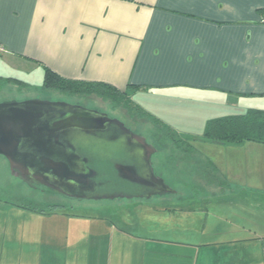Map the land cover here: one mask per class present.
<instances>
[{
    "label": "crops",
    "instance_id": "obj_1",
    "mask_svg": "<svg viewBox=\"0 0 264 264\" xmlns=\"http://www.w3.org/2000/svg\"><path fill=\"white\" fill-rule=\"evenodd\" d=\"M263 17L264 0H0V44L6 48L0 55V77L14 78L38 93L43 91L45 68L65 79L107 84L125 92L166 130L197 138L209 120L264 110ZM128 92H134L136 102ZM177 92L217 96L190 102L202 114L200 120L190 114L198 126L183 134L140 98ZM246 143L264 158L263 143L229 146ZM203 159L210 171L211 164L219 171L215 161ZM250 163L263 164L257 159ZM214 178L217 182L209 184L221 186L219 197L243 198L254 206V215H241L245 222L234 225L235 216L210 220L205 233L194 225L153 234L105 226L118 238L112 244L109 235L88 242L80 229L66 234L51 225L41 237L17 238L21 220L89 218L0 202L12 206L5 216L0 209V241L9 245L5 253L3 243L0 247V264H264V193L252 187L255 192L226 195L222 190L230 184L221 175ZM121 239L136 251L120 255L115 249Z\"/></svg>",
    "mask_w": 264,
    "mask_h": 264
},
{
    "label": "rangeland",
    "instance_id": "obj_2",
    "mask_svg": "<svg viewBox=\"0 0 264 264\" xmlns=\"http://www.w3.org/2000/svg\"><path fill=\"white\" fill-rule=\"evenodd\" d=\"M128 93L136 102L133 96L134 92ZM34 98L35 100L51 103L60 102L69 105H80L85 109L103 113L122 121L135 135L143 138L145 143L153 149L150 158L151 172L156 178L162 179L164 186L161 187L158 193L155 192L156 194L149 198L124 196L112 199L80 198L73 194L57 192L39 184L42 188L33 187V185L25 182L17 172L13 171L8 161L0 155V202H7L23 208H25L23 205L37 209L46 208L50 211L55 210L64 214L89 218L81 221L82 219L58 216L52 219H31L24 222V224L21 220L18 221L20 223L18 226L16 224L15 233H17V238L21 234L41 237L46 228L51 225L56 227L57 232L61 231L66 234L80 229L82 233L84 232L83 235L88 242L97 241V237H101L103 234L105 236L109 235L112 244H114L118 238L112 237L109 234V229L105 226L108 228L114 226L127 233L131 229L137 230V228H140L141 231L153 234L154 230L171 231L183 227V225L188 228H190V225H194L196 229L205 233L209 230L208 221L210 220L222 222L226 215L235 216L236 218L232 222V225H234L237 224V221L245 222V217L241 218L239 216L254 215V206L251 203L243 200V198L240 201L239 197H236L238 200L219 197V195H222V193H219L221 186L209 184L210 182H217L214 176L221 175L230 184L227 186L228 189L223 188L222 190L226 195L255 192L256 190L252 187H257L260 189L258 190L259 193H264L263 153H259L262 151L250 149L249 144L246 143L243 147H234L211 145L200 140H192L190 144L195 148V150H192L186 144L178 141L177 137L167 135L164 130L157 128L147 118L139 116L137 111L131 109L130 106H114L112 100H103L95 94L65 97L53 90H43L38 93L17 84H7L0 88V103L24 102ZM140 98L160 111V114L168 118L173 127L180 134H183L184 129L190 131V129L192 130L198 126V120L195 122L190 121V114H197L199 120V115L202 114L197 107L191 106L190 102L201 99H216L217 96L214 94L205 96L177 92L174 95L151 100H147L146 95H142ZM213 108L210 111L216 110ZM203 111H205L204 105ZM204 157L210 161H215L219 171L215 174L210 171L203 159ZM252 159L260 160L263 164L254 166L250 163ZM249 166H253V168ZM11 207L0 203V209L4 212L2 215L5 216L6 211L11 210ZM182 210L188 212L183 213ZM96 219H103L104 222L96 221ZM1 222L2 227L3 220ZM104 229L106 230L103 231ZM2 234H0V237ZM121 240L123 241L116 243L115 249V251L120 252V255L136 251V247H133L132 243H128L125 239ZM2 243L0 241V247ZM3 245L5 250H2V252L5 253L9 245L6 246L4 243ZM17 251L21 253V250L17 249ZM9 264L27 263L12 261Z\"/></svg>",
    "mask_w": 264,
    "mask_h": 264
},
{
    "label": "water",
    "instance_id": "obj_3",
    "mask_svg": "<svg viewBox=\"0 0 264 264\" xmlns=\"http://www.w3.org/2000/svg\"><path fill=\"white\" fill-rule=\"evenodd\" d=\"M86 137L115 142L125 155L137 158L139 163L135 166L114 165L122 179L138 185L149 186L154 182L164 186L162 179L151 172L153 149L119 119L60 102L0 103V155L27 183L63 194L84 190L85 184L96 175L83 153ZM141 167L146 168L153 181L145 180L138 173Z\"/></svg>",
    "mask_w": 264,
    "mask_h": 264
},
{
    "label": "trees",
    "instance_id": "obj_4",
    "mask_svg": "<svg viewBox=\"0 0 264 264\" xmlns=\"http://www.w3.org/2000/svg\"><path fill=\"white\" fill-rule=\"evenodd\" d=\"M10 83H18L20 87L26 88V84L18 81L14 78H1L0 77V88ZM42 90H53L58 92L60 95L65 97L72 96H88L95 94L103 100H112L114 106H130L131 109L137 111L139 116L147 118L154 125L164 130L167 135H171L178 138V141L186 144L192 150H195L190 141L198 139L201 142L229 146V145H240L244 142H256L264 144V110L250 109L243 115L228 116L223 118H217L209 120L206 123L204 132L201 136L189 137V136H177L166 130L164 126L160 124L156 119L148 116L142 112L137 106L130 102L125 92H119L114 88H111L107 84L98 82L87 83L82 81L69 80L60 77L52 70L45 68L44 76L42 81ZM101 147V146H99ZM209 161V160H208ZM107 163V162H106ZM105 168L109 166L105 165ZM211 170L217 172L216 167L211 164ZM33 211L44 213L46 208L37 209L35 207L23 205Z\"/></svg>",
    "mask_w": 264,
    "mask_h": 264
},
{
    "label": "flooded vegetation",
    "instance_id": "obj_5",
    "mask_svg": "<svg viewBox=\"0 0 264 264\" xmlns=\"http://www.w3.org/2000/svg\"><path fill=\"white\" fill-rule=\"evenodd\" d=\"M125 126L129 128L126 124ZM83 142V153L89 160L88 165L95 170L96 175L89 179L88 183L85 184L84 190H75L73 195L82 196L81 198H94L99 196L143 198L152 196L161 189L162 186L154 182L153 184H149V186L138 185L119 177L114 165L135 166L139 161L137 158L132 159L125 155L117 143L108 142L104 139H91L87 137ZM105 165L109 166V168H105ZM141 168L142 171L138 170V173L141 174L145 180L153 181V177L150 173L145 171L146 168ZM29 184L33 185L35 188H42L33 183Z\"/></svg>",
    "mask_w": 264,
    "mask_h": 264
},
{
    "label": "built area",
    "instance_id": "obj_6",
    "mask_svg": "<svg viewBox=\"0 0 264 264\" xmlns=\"http://www.w3.org/2000/svg\"><path fill=\"white\" fill-rule=\"evenodd\" d=\"M261 23L264 24V17L261 19ZM5 53H6V48L2 44H0V55Z\"/></svg>",
    "mask_w": 264,
    "mask_h": 264
}]
</instances>
